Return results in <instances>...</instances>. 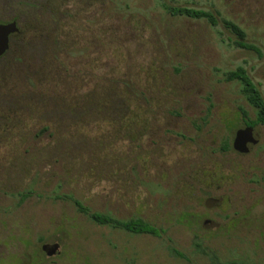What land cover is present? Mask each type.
<instances>
[{
	"label": "rangeland",
	"instance_id": "obj_1",
	"mask_svg": "<svg viewBox=\"0 0 264 264\" xmlns=\"http://www.w3.org/2000/svg\"><path fill=\"white\" fill-rule=\"evenodd\" d=\"M13 20L0 264H264V126L248 153L234 149L241 110L257 111L225 80L243 68L264 97V0H0V23ZM73 200L162 232L97 225Z\"/></svg>",
	"mask_w": 264,
	"mask_h": 264
},
{
	"label": "trees",
	"instance_id": "obj_2",
	"mask_svg": "<svg viewBox=\"0 0 264 264\" xmlns=\"http://www.w3.org/2000/svg\"><path fill=\"white\" fill-rule=\"evenodd\" d=\"M166 9L171 16H186L188 18L198 20L204 19L212 26H217L220 23L218 17L213 12L173 6H166ZM221 24L235 36L234 45L236 47L252 51L258 56H262V52L260 51V49L247 41V35L239 25L225 19L221 20ZM225 80L228 82L241 83L243 86L242 92L244 96L257 111V117L255 119H251L249 118L247 111L243 109L241 110L242 115L245 119V125L250 128H254L256 126H264V97L261 94L260 90L253 83L247 72L243 68H238L235 71L227 73L225 75ZM73 201L78 210L81 213L87 215L97 225L122 228L127 232L133 234H149L159 236L162 232L161 228H157L142 219L120 221L110 215L90 212L78 200Z\"/></svg>",
	"mask_w": 264,
	"mask_h": 264
},
{
	"label": "water",
	"instance_id": "obj_3",
	"mask_svg": "<svg viewBox=\"0 0 264 264\" xmlns=\"http://www.w3.org/2000/svg\"><path fill=\"white\" fill-rule=\"evenodd\" d=\"M18 32L19 28L15 21L6 24L0 23V58L9 50L10 36ZM256 144L257 140L255 139L253 128L247 127L237 131L233 147L237 152L245 154L249 152V147L251 145ZM43 249L47 250V247L45 246ZM48 254L57 255L58 250L54 248L49 251Z\"/></svg>",
	"mask_w": 264,
	"mask_h": 264
},
{
	"label": "flooded vegetation",
	"instance_id": "obj_4",
	"mask_svg": "<svg viewBox=\"0 0 264 264\" xmlns=\"http://www.w3.org/2000/svg\"><path fill=\"white\" fill-rule=\"evenodd\" d=\"M12 22H14V21H12ZM15 22H16V21H15ZM9 23H10V22H9ZM16 23H17V22H16ZM5 24H6V23H5ZM17 26H18V24H17ZM18 28H19V27H18ZM19 32H20V30H19ZM19 32H18V33H15V34H13V35L10 36V44H11L12 37L15 36V35H17V34H19ZM10 44H9V49H10ZM8 51H9V50H8ZM8 51H7V53H8ZM7 53H6V54H7ZM6 54H5V55H6ZM5 55H4V56H5ZM4 56H2V57L0 58V60H1L2 58H4Z\"/></svg>",
	"mask_w": 264,
	"mask_h": 264
}]
</instances>
